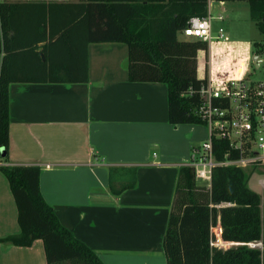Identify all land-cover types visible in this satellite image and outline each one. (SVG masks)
<instances>
[{"label": "trees", "instance_id": "obj_1", "mask_svg": "<svg viewBox=\"0 0 264 264\" xmlns=\"http://www.w3.org/2000/svg\"><path fill=\"white\" fill-rule=\"evenodd\" d=\"M210 1L0 0V169L10 183L20 225L18 234L1 241L29 247L41 239L46 264H105L61 223L44 198L40 166L7 164L10 84L87 82L89 45L123 42L129 50L130 81L167 84L170 123L206 124L197 113L198 91L207 81L198 76V52L208 55L209 43L180 38L179 33L191 17L208 14ZM217 1L248 2L251 19L264 33V0ZM213 146L219 160L227 152L232 158L238 156L225 139L214 138ZM125 169L110 168L115 195L136 186L135 168ZM261 203L244 168H215L212 186L206 188L199 185L194 167L182 165L163 239L167 264H264ZM219 217L223 239L237 245L211 246V229Z\"/></svg>", "mask_w": 264, "mask_h": 264}, {"label": "crops", "instance_id": "obj_2", "mask_svg": "<svg viewBox=\"0 0 264 264\" xmlns=\"http://www.w3.org/2000/svg\"><path fill=\"white\" fill-rule=\"evenodd\" d=\"M212 1V11L228 3ZM250 45L215 41L208 55L198 52V76L207 57L215 75H239ZM88 60L87 82L10 84L7 164L40 166L44 198L105 264H167L163 239L180 167L209 132L169 122L166 83L129 80L126 43H91ZM111 167L135 168L136 186L115 195ZM19 232L16 201L0 169V239ZM46 263L41 239L29 247L0 240V264Z\"/></svg>", "mask_w": 264, "mask_h": 264}, {"label": "built area", "instance_id": "obj_3", "mask_svg": "<svg viewBox=\"0 0 264 264\" xmlns=\"http://www.w3.org/2000/svg\"><path fill=\"white\" fill-rule=\"evenodd\" d=\"M213 18L211 9L206 16L191 17L181 31L183 36L207 41L209 52L210 45L215 41L221 38L229 41L223 28L219 29V35H213ZM219 18L223 16L220 15ZM257 48L256 52H250L246 56L241 73L235 77L215 75L210 69V60L206 58L203 79L207 78V81L198 91L201 103L197 113L206 123L209 137L202 145L193 148L188 164L194 167L196 179L203 181L208 188L212 186L214 170L217 167L235 165L244 169L264 168V80L255 81L249 78L250 67L260 68L264 63V43H260ZM214 138L227 140L230 149L237 152L238 156L232 158L230 152H227L224 159H217ZM214 228H218L217 234ZM222 231L219 217L211 229V246L230 247L231 242L223 239Z\"/></svg>", "mask_w": 264, "mask_h": 264}, {"label": "rangeland", "instance_id": "obj_4", "mask_svg": "<svg viewBox=\"0 0 264 264\" xmlns=\"http://www.w3.org/2000/svg\"><path fill=\"white\" fill-rule=\"evenodd\" d=\"M21 1V0H13ZM213 20H212V31L213 35H219V29L222 27L225 30V34L229 36L232 40L246 41L250 43V52H256L258 50L255 42L264 43V33H262L255 22L251 19L249 4L246 1H231L226 3L223 7H217L212 11ZM223 16V20L218 19L219 15ZM190 39V38H189ZM191 39H196L191 37ZM251 66V64H250ZM249 78H252L255 81L264 80V63L260 68H255L254 66L250 67ZM200 125L202 134L205 136L206 131L209 132L206 124H197ZM205 128V129H204ZM203 140L200 142V145L205 142ZM246 173L249 175V186L257 191L262 198L261 209L262 216L264 218V168L261 167H248L245 169ZM199 185L207 186L203 181H198ZM215 234L218 232V228H214ZM254 244V245H253ZM250 244L252 246H261L260 243ZM237 245V244H233ZM232 244L230 246H233Z\"/></svg>", "mask_w": 264, "mask_h": 264}, {"label": "water", "instance_id": "obj_5", "mask_svg": "<svg viewBox=\"0 0 264 264\" xmlns=\"http://www.w3.org/2000/svg\"><path fill=\"white\" fill-rule=\"evenodd\" d=\"M220 4V1H217V0H213L212 1V5L215 6V5H219ZM42 57H43V60H45V56L44 54H42ZM256 59V56L254 57V60ZM3 155H5V152H3Z\"/></svg>", "mask_w": 264, "mask_h": 264}]
</instances>
